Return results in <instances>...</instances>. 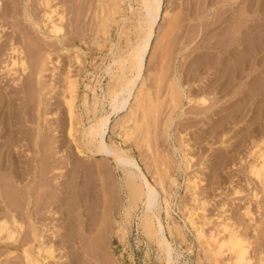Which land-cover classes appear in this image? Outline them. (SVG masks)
Masks as SVG:
<instances>
[{
	"label": "rangeland",
	"instance_id": "1",
	"mask_svg": "<svg viewBox=\"0 0 264 264\" xmlns=\"http://www.w3.org/2000/svg\"><path fill=\"white\" fill-rule=\"evenodd\" d=\"M8 1L9 0H5V2H7L9 6V9L14 8L11 7L10 3L12 2V6H14L15 1ZM32 1L33 3L31 4L33 5L31 6V8L33 9V13L35 12L34 14H37L36 16H38L39 14H41L39 11L40 7L38 6L37 0ZM62 1L63 0H54V4H56L57 2V5H62L60 3H64L66 5L65 7V5L63 4L66 10L65 12L68 13H66L68 20L71 21L68 23H71V25L74 26H67V23H63L65 29H63L61 34L65 32V36L62 40V43H59L57 40L51 37H47L48 39H44L43 36L45 37L46 35L42 34V36L40 33H38L37 30L34 29L33 26L30 25V23L26 22L23 19L24 17H21V14L19 13L16 16V13H13L14 16L12 17L9 16L10 20L6 18V21H0V26L2 25V29L0 28V34L3 37L1 41H7L8 37L11 36V34H13L14 36H20L19 33H21V37L24 40H22V46L24 45L25 52L26 49L29 48L28 52H26L27 55L29 53L33 55L31 56L29 54L28 57L31 60H27L28 63L32 65L30 66L27 63L29 71L31 70L30 74H26L28 77H26V75L20 76V80L23 79L20 81V84L25 83L23 90H26L28 88L27 91H29H26V93L24 94V96L28 100L27 102H29L26 105L27 109H25L28 111V113L30 112L28 117H30L31 119V121L27 123V127L28 129H30V131H33L30 135L31 138L29 137L30 144L25 142L26 145L24 146L26 147L23 146V149L18 147L15 148L17 149L15 150V154L19 153L23 160L25 159L24 156L26 155L25 160L30 161L34 156L32 155L35 153L34 150H39V155L41 158H43L41 159L43 161V170H47V173H44L46 175L45 182L47 180V184H50V188L52 186H55L62 191L63 189H66L65 191L67 192H71L74 189L77 190L78 187L80 191L84 188H86V190L84 189L85 191L89 190L90 188L94 189L93 191L95 193L93 192V194L95 195V197H98L96 200H98V202L101 204H99L101 207L99 206L98 209L99 215L95 220L96 225L94 229L96 230L93 233L95 235L92 236V239L93 237H95V240H93V242L95 243V245H98L101 242L100 239L104 235L103 238H105L106 240V252L108 258L110 257V264H165V262L166 264H168L167 256L164 253L162 246H160L159 243L157 244V242H159V239L156 233L155 237L154 235L149 236V234H147L146 237L144 233L145 230L142 229V225L144 224V217H142V214L144 215L145 213L142 198L136 199V201H134L133 203L129 201V191L125 187L123 182V172L116 169L111 160L103 159L102 157L90 156L88 150L93 151L94 147H92L91 139L85 136L86 129L90 125L89 123H93V121L95 122L96 119L110 111L109 101L111 100V95L118 89L119 86L116 82L120 84V82L122 83V81L127 80L131 76L130 72L126 70L123 77L124 79L122 78L123 80L121 81L118 80L117 78L122 74V72L118 71L120 69V65L117 64L118 62L114 63V60L119 61L120 57H123V55H125L124 53H126L131 48V45H133L138 40V36L141 34L138 27V20L140 19V14L142 11L141 1L116 0V2L115 0H68V2L66 1V3ZM249 1H251L250 5L248 0H163V11L158 26L155 29V35L152 42L153 48L151 49L150 54L148 55V58L146 60L142 79L140 78L137 82L132 99L130 101V105H132L135 109V112H137V118L134 120L136 122L127 119L128 117L125 116L127 112H122L118 116H113L111 118L110 126L113 127L114 125H116L114 126L116 129H113L114 127L111 129L110 127V131L107 135L108 138L106 137V142L108 145H112L116 148L118 147V149L121 148V150H125L128 155L132 157L134 156V158L137 159L143 171L145 172L148 181L153 186H157V182H155L154 178L157 176L160 170L161 172L163 171L164 173H167L165 179L166 181L164 182V190L166 192L163 190L160 191V189H162L160 186V188L158 186L156 187L159 193V201L157 206L158 211L155 210V213L157 212L156 214H158L163 227H165V237L167 238L170 246H173L171 247L173 255H171L172 259L169 264H213V262L216 263L218 260L220 261V263L216 264H224V262L226 264V262L230 260V255L226 254V256H222L223 258L220 257L221 259L218 258V260H216L213 257V245L209 244V246L211 247L210 249V247H206L208 246V244L206 245L205 242L203 243L204 240L211 243V241L209 240L211 234L217 237L218 241H222V239H225L228 233L227 231H225L226 233L221 231L223 230V227L221 226L223 225V222L231 224L232 227L236 229L243 238H246L250 242L249 257L252 259L251 264H258L259 259L261 257H264V187L260 185V183L248 173V168L255 159L258 161V163L261 162V159H257L258 154L264 151V48L260 50L259 54L255 55L256 62L252 67V70L247 69L245 73H242V75L240 73L239 77L234 82V90L231 89V87L229 92L227 91V93L225 91L227 90L226 88L220 89L219 86V84L227 81V77L220 73L221 67H219L220 69L217 70L218 66H216V59L221 56L220 54L223 53L225 49V46H221V43L223 44V42H226L227 40L229 44L232 41L231 38H233L235 34L233 32H237V30H240L241 32L239 31L236 33H239L240 35V33L244 31V29L247 30L249 26L254 24L253 26L255 30L256 28H258L257 31H261L263 33L264 0ZM100 2H103L104 4L106 3L105 5L103 4L104 7L106 6L104 8V13H100L102 12V10L99 9ZM79 3L81 4L79 5ZM245 5L248 6V10H246L247 8H245ZM130 7L132 10L130 9ZM219 7L224 8L220 9ZM10 10L11 12L17 11L16 8V11L14 9ZM260 10H262V12ZM2 12H6V8H4ZM36 12H39V14ZM76 14H78V17L76 16ZM101 14H107V21H104L107 23L104 24L107 25L105 28L108 27V30L104 29L103 31L105 25L101 24L103 20ZM255 14H257L258 17ZM108 15H110L109 20ZM117 16L120 18H118ZM233 16L235 19H233ZM257 20L259 22H257ZM246 24H248V26ZM226 25L228 26V28ZM258 26L262 28L260 29V27ZM204 27L206 28L205 30ZM24 29L26 31H24ZM234 29L236 30L234 31ZM23 31L24 33H22ZM30 31L31 34L29 33ZM104 34L107 36H105ZM118 34L120 36H118ZM23 35H26V38H24ZM66 36L68 38H66ZM175 38H177V40ZM35 40L38 42L37 44ZM174 43L177 46L174 45ZM218 44L220 45L218 46ZM237 45L239 46L237 47ZM237 45H232L231 49L232 47H235L234 49L242 51L245 47V44H242V46L241 44ZM34 46L37 48V50ZM110 46L113 47L111 48ZM67 49L68 51L66 52ZM51 52V59L48 60L46 58L47 53ZM36 55L38 56L40 61L38 60ZM43 55H45V57ZM75 56H80V63L76 62V60L74 59ZM108 56L111 58H108ZM151 57L153 58L151 59ZM236 57H239V59H241L242 56L237 55ZM36 59L41 64L39 62L37 63ZM57 60L60 61L59 64H56ZM193 63L194 65H192ZM71 64L72 68H69V65ZM110 64L111 66L109 67ZM161 64L162 66H160ZM41 65L44 66L43 68L45 69V71H43L44 73H42L40 76L38 70L40 69ZM209 65L211 66L210 68H208ZM34 67L36 68V70H34ZM107 67H109L110 69H108ZM160 67L163 68L161 69ZM204 67L207 69H205ZM193 68L195 70H201L194 73L191 72V70H194ZM67 69L71 71L68 73ZM32 70L35 72H33ZM160 72H163V74H161ZM197 72L200 73L197 74ZM31 73L33 74L31 75ZM37 73L39 74V77L37 76ZM2 74L3 73L0 72V81L3 85L2 86L0 84V90H16L17 88H20V85H13V81H8L9 78H7L6 80L5 75ZM202 74L203 76H201ZM66 77L67 79H65ZM111 77L113 80H111ZM175 77L180 78V80L183 79L181 80V84L183 82L181 86L186 88L187 90L185 91L188 92L182 93V96L178 99L179 101L177 100L178 104L176 103V97L173 96L174 90H171V84L174 81ZM74 79L76 80V90L72 92L70 88H68V81H74ZM154 79H157L156 82L158 83L157 86L155 84V88H160L159 90H139L142 83L148 84L150 82L149 84H151V81ZM158 79L160 82H158ZM249 80H252L250 81L252 82V87L247 86ZM114 81H116L115 85ZM143 88L146 87L144 86ZM107 94L108 96H106ZM221 94L224 96H222ZM154 95L156 98L154 97ZM200 95L209 98H206V106H201L197 102H195L198 97H201ZM71 96L73 98L75 123L73 137H68V107L66 103L71 98ZM104 96L106 97L103 98ZM93 97L94 99L97 97L95 99V102ZM101 98H103V100ZM189 98H193L194 101L189 102ZM135 101H139L140 104L142 103V107H144H141L139 110V108L136 106ZM214 101L217 104H215ZM234 101H238L237 111L239 113L236 112V117L231 118L233 116V113L228 109L223 110L222 108H226ZM144 102L146 105L144 104ZM212 102L213 104H211ZM240 103L243 105H241ZM86 104H88V106ZM92 104L94 106H92ZM133 104L135 105V107ZM154 104H157V111L154 108ZM198 105L201 108H199ZM209 106H212V108L207 112V114H203V112H200V109L201 111H205V108H210ZM174 107H176V109H174ZM42 109L44 113L42 112ZM39 110L41 111V113ZM246 110H248L249 112ZM142 111L144 113H142ZM141 115H144L143 120L141 119ZM146 116L148 117L146 118ZM168 117L172 118L171 123ZM34 118L35 120H33ZM124 118L126 120H121ZM234 118L236 121L233 120ZM117 120L119 124L117 123ZM124 121H127V123L125 124L126 127L123 130H120L118 125H122ZM134 123L138 124L135 126ZM169 123L170 127H168ZM132 128L133 134L131 135V140H128L126 142V140L123 139L125 137V133ZM111 130H113L114 132ZM205 132H207L208 134ZM39 133L41 136L39 135ZM150 136L153 139L152 141L154 143H152ZM182 138L186 144H189V148H183L181 144ZM36 143L39 144L36 145ZM146 145H150L149 148L151 149L152 147V149L149 151L146 148ZM39 146H41L43 149ZM77 146L82 149V151L85 153L84 155H80L77 152ZM25 148L28 149L26 150V152L23 151ZM29 148H31V150ZM41 149L44 151V153L41 152ZM27 151L30 153V155H32L31 157H29L30 155L27 153ZM153 154L154 156L151 157ZM160 155H162V157ZM185 155L191 157V163H189L190 166L186 164V160L184 159ZM151 160L155 161H152L153 164H156L152 165V162L150 163ZM163 162L164 164L162 165ZM157 163L159 164V166H161L160 168H157L159 167L157 166ZM44 164L46 165L44 166ZM154 168H157L158 172L154 171ZM166 169L167 171L165 172ZM104 171H107V173L105 174ZM154 173H156V175H154ZM27 177L28 179H30L29 175H27ZM167 177H170V179L173 178L174 182L171 183V181L168 180ZM186 178L190 181L196 180L198 184L196 190V198H198L196 199V201L198 202L196 203H193V199H191L194 197V195H192V193L190 194V191H188L187 189L188 180ZM155 179L157 180V177ZM27 182L29 181L27 180ZM51 182L54 183L52 184ZM30 184H32V182H30ZM74 186L76 187L74 188ZM101 189L103 190L102 193L100 192L102 191ZM255 193L258 194L257 198H255L253 195ZM99 195L102 197H100ZM164 199H167L170 203L169 216H166V214L164 213ZM201 201L205 204L204 212H201L197 208V206L199 207V204H202ZM178 207L179 209L180 207L183 208L182 212L186 215H184L180 211L181 209L178 210ZM247 207L250 210L253 221H250L248 216H246L245 214V210ZM193 210L197 211L198 213L201 212L199 214L200 219H198V222H203V241L202 239H195V230L192 231L193 228L185 219V217L190 216L191 211L193 213ZM59 222L61 226L64 225L63 220L60 219ZM213 228H215V230ZM154 229L157 230L156 221ZM219 230L221 231V233ZM178 231H180L182 234ZM96 237L100 241H98ZM155 242L157 246L156 244H154ZM202 246L205 247L203 248ZM205 248H207V252ZM1 249L2 248L0 247V260L3 261L5 259V257L3 256L5 250L3 249V251ZM159 249H162V253ZM108 252H110V254ZM211 255L214 260L212 258L206 260V257L209 258V256L211 257ZM96 256L97 255H95V259H98V257L96 258ZM85 259L88 260L90 258L86 257ZM93 259L88 260L89 262L86 261V263H94L95 261H92ZM211 259L213 260L212 262ZM13 260L19 263L20 258L18 256L13 258ZM66 261L64 259L62 264H69V261Z\"/></svg>",
	"mask_w": 264,
	"mask_h": 264
},
{
	"label": "bare ground",
	"instance_id": "2",
	"mask_svg": "<svg viewBox=\"0 0 264 264\" xmlns=\"http://www.w3.org/2000/svg\"><path fill=\"white\" fill-rule=\"evenodd\" d=\"M14 1H15L14 2V6H12L13 5L12 2L10 3L11 4V7H14V8H10V9H14L15 10V8H16L17 11L15 10L16 12H11V10L9 9V6H8L7 2H5V0H0V21L5 20L6 18H8V20H10L9 16L10 17L14 16L13 13H16L15 14V16H16L19 13V14H21V17L22 16L24 17L23 19L26 22L30 23V25H32L33 28L37 30L38 33H40L41 35L42 34L43 35H46L45 37L42 35L44 39L47 38V37L48 38L51 37V38L57 40L59 43H62V40L64 39V36H65V32L61 34V32L63 31V29H65L63 23H67L66 24L67 26L68 25L69 26H73V25H71V23H68V22H71V21L68 20V17H67V14L68 13L65 12L66 10L64 8V5H65L64 3H60L59 2L62 5H57V2H56V4H54L55 3L54 0H37L38 6L40 7L39 8V11H40L41 14H39V12H36V13L39 14L38 16H36L37 14L35 15L34 14L35 12L33 13V9L31 8V6L33 5V4H31V3H33L32 0H14ZM66 1L68 2V0H63L62 2H65L66 3ZM140 1H141V9H142V11H141V14H140V19L138 20V27L140 29V33L141 34L138 36V40L136 42L134 41L135 43L133 45H131V48L126 53H124L125 55H123V57H120V60L119 61L118 60L117 61L114 60V63L115 62L116 63L118 62L117 64L120 65V69L117 67L119 69L118 71H121L122 72V74L117 78L118 80L121 81V80L124 79L123 77H124V73H125L126 70H128L130 72L131 76H130V78L127 77L128 79L122 81V83L120 82V84L118 82L114 81V85H115V82H116L117 85H119V86H118V89L116 91H114L113 94L111 95V100L109 101L110 103L108 102L109 105H110V111H108L107 113L104 112L105 115H102L98 119L94 118V119H96V121L95 122L93 121V123H89L90 125L86 129L85 136H87L88 138L91 139L92 147H94V150L93 151L88 150L89 153H90V156H92V157H102L103 159L111 160L112 163L114 164L115 168L118 169V170H121V172H123L122 173L124 175L123 182H124L125 187L129 191V201L131 203H133L134 201H136V199L142 198V200H143V206L145 208V210H144L145 213H144V215L142 214V217H144V219H143L144 220V224H143L144 225V228H143V225H142V229L145 230L144 233H145V236L146 237H147V234H149V236L150 235H152V236L154 235V237H155V233H156V235H157V237L159 239V242H157V241L156 242H157V244L159 243L160 246H162L163 251H164V253L167 256V261H168V264H169L170 261H171V259H172L171 255H173L172 254V249H171V247H173V246H170L167 238L165 237V234H164V228L165 227H163V225L161 223V220H160V217L158 216V214H156L157 212L155 213V210L158 211L157 210V206H158V201H159V199H158L159 193H158L156 187L157 186L158 187L160 186L162 188V189H160V191H162V190L165 191L164 190V182L166 181L165 179H166V174L167 173H164L163 171H162L163 172L162 173L161 170L159 171L161 173H159L157 171V168H160L161 167V166H159L160 163L158 162L159 164L157 163L158 164L157 166H159V167L154 168L155 169L154 171H157L158 172V174L156 176L157 177V180L155 179L156 177L154 178L155 182H157V186H153L148 181L145 172L143 171V169H142L141 165L139 164V162L137 161V159L134 158V156L132 157V156L128 155L125 150H121V148L118 149V147L116 148V147H114L112 145H108L107 142H106V137H107V135H108V133L110 131V127H111L110 126L111 118L113 116H118L122 112H127L125 114V116L128 117L127 119L130 120V121L136 122L134 120L137 118V112H135V109L133 108V106L130 105V101L132 99L133 92H134V89L136 88L137 82L139 81L140 78L142 79V75H143V72H144V69H145L146 60L148 58V55L150 54L151 49L153 48L152 42H153L154 35H155V29L158 26V23H159V21L161 19V14H162V11H163V0H140ZM8 2H10V0ZM248 2H249V5H250L251 1L248 0ZM37 3H36V5H37ZM80 4L81 3H79V5ZM103 4H104L103 2H100L99 9L102 10V12H100V13H104L105 12L104 8L106 6L104 7V5L106 3L104 5ZM261 5H263V4H261ZM248 6L245 5V8H247L246 10H248ZM65 7H66V5H65ZM112 7H114V6H112ZM4 8H6V12H2V10H4ZM222 8H224V7H222ZM222 8H220V9H222ZM130 9H131V7H130ZM195 10H196V8H195ZM224 10H226V9H224ZM19 11H21V12H19ZM255 11H258V10H255ZM260 11L262 12V10H260ZM113 12H114V10H113ZM115 12H116V10H115ZM197 12H198V8H197ZM165 14H167V13H165ZM242 14H243V12H242ZM257 14H255V15H257ZM77 15L78 14H76V16ZM101 15L103 17L102 22L100 21L101 24L107 23V22H104V21H107V14L106 15L101 14ZM215 16H216V14H215ZM108 17H109L108 18V20H109L110 19V15H108ZM257 17H258V15H257ZM118 18H120V17H118ZM213 18H215V17H213ZM222 18H223V16H222ZM219 19H221V18H219ZM233 19H235L234 16H233ZM245 19H246V17H245ZM129 20H130V18H129ZM257 22H259V21L257 20ZM244 23H245V21H244ZM244 23H243V25H244ZM240 24H239V26H240ZM104 25H105L104 28L102 27L103 28V31H104V29L108 30V27L105 28L107 25L106 24H104ZM246 25L248 26V24H246ZM253 25L249 26L248 29L246 27L247 30L244 29V31L242 33H240V35H239V33L236 34L240 30H237V32H233L235 34H234L233 38H231L232 41L229 40V41H231L229 44H228L227 40H226V42L223 40L224 41V42L222 41L223 44L221 43V46L222 45L225 46V49H224V52L220 54L221 56L218 57L219 59L218 58L216 59L217 60V65L216 66H218L217 67V70L220 69L219 67H221L220 73H222L224 76L227 77V81H225L222 84H219L220 89H224V88L227 89V90H225L226 93H227V91L229 92V90H230L231 87H232L231 89H233L234 82L239 77V74L240 73L242 75V73H245V71L247 69L248 70H252V67L254 66V64L256 62L255 61V59H256L255 58V55L259 54L260 53V50L264 48V31H263V33L261 31H257L258 28H256V30H255V28H254ZM1 26H0V28L2 29ZM207 26H209V25H207ZM98 27H99V24H98ZM122 27H123V25H122ZM244 27H245V25H244ZM258 27H260V26H258ZM227 28H228V26H227ZM261 28L262 27H260V29ZM25 29H27V28H25ZM25 29H24V31H26ZM205 29L206 28L204 27V30ZM97 30H98V28H97ZM235 30L236 29H234V31ZM24 31L22 33H24ZM225 31H227V30H225ZM29 33L31 34V31ZM19 34H20V36L19 35L14 36L13 34H11V36H9L8 39L5 38V39H7V41H1L3 37L0 34V72L5 75L6 80H7V78H9L8 81L9 80L10 81L12 80L13 81L12 82L13 85H15V86L20 85L19 86L20 88H17L16 90H6V89L0 90V247L2 248L1 250H3V249L5 250V251L3 250L4 253L2 251L3 256L5 257V259L3 261L0 260V264H62V262L64 261V259H65V261L66 260L69 261V264H85L86 261L89 262L88 260L93 259V257H94V259L92 261H95L94 263H96V264H99V262H100V264H110V259H109L110 257L108 258V255H107V252H106V250H107L106 249V240H105V238H103L104 235L102 236L103 239L102 238L100 239L101 242L98 245H95V243L93 242V240H95L94 239L95 237H93V239H92V236L95 235L93 233L96 230V229H94L95 228V225H96L95 224V220L97 219V217L99 215L98 209H99V206L101 205L98 202V200H96L98 197H95V195L93 194V192H94L93 190L94 189L93 188L92 189L90 188L92 185L89 187L90 189L87 190V191H85L86 188H84L85 189V190L83 189L84 192H83V190H81L82 191L81 192L78 189L79 187L77 188V190L74 189L76 186H74V188H73L74 190L71 191V192L65 191L66 189L65 190L63 189V191L62 190H59V188L58 187H55V186H52L50 188V184L49 185L47 184V180L45 182V176L46 175L44 173H47L46 172L47 170L46 169H45V171L43 170V167H42L43 166V164H42L43 161L41 160L43 158L40 157V155H39L40 154V151L39 150H34V152H35V153L33 152L34 154L31 153L34 156L32 157V159L30 161H28V160L26 161L25 160L26 159V155L24 156L25 159L23 160L21 158V155H19V153H16L15 154V150H17L15 148H17V147L18 148H22L24 145H26L25 142L28 143V144H30L29 143V139L31 138L30 137L31 132L33 131V130L30 131V129H28V127H27V123L31 121L30 117H28L30 112L28 113V111L26 110L27 109L26 108V105L29 102H27L28 100L24 96V94L26 93V91H27L28 88L26 90H23V87H24V84L25 83L24 84L23 83L20 84V81L23 80V79L20 80V78H21L20 76L21 75H26L27 73L30 74V71H31V70L29 71V69H28V64L29 63L27 61L29 59L28 56H29L30 53L28 55L26 53V52H28L29 48L26 49V52H25V49H24L25 47H24V45L22 46V43H23L22 40H23V38L21 37L22 36L21 33H19ZM26 35H23L24 38H26L25 37ZM109 35H108V37H109ZM4 36H5V34H4ZM91 36H93V35H91ZM105 36H107V35H105ZM118 36H120V35L118 34ZM66 38H68V37L66 36ZM177 38H175V39L177 40ZM225 38H226V36H225ZM77 39H78V37H77ZM29 40H31V39H29ZM30 43H32V42H30ZM37 43L38 42L36 41V44ZM219 43H220V41H219ZM33 44H34V42H33ZM39 44H40V42H39ZM237 44H241V46H242V44L243 45L245 44L244 45L245 47L243 46L244 47L243 50L241 48L242 51H238V50L234 49L235 47H232V49H231V46L232 45L233 46H236ZM27 45H25V46H27ZM100 45H102V44H100ZM174 45H176V44L174 43ZM219 45L220 44H218V46ZM238 46L239 45H237V47ZM30 48H31V46H30ZM98 48H100V47H98ZM216 49H218V48H216ZM36 50H37V48H36ZM36 50H35V52H36ZM221 50H223V49H221ZM67 51H68V49L66 50V52ZM29 52H31V51H29ZM112 54H113V52H112ZM30 55L33 56L32 54H30ZM51 55H52V52L51 53H47V57L46 58L48 60H50L51 59ZM235 55L236 56L237 55H240L242 57H241V59H239V57L237 58ZM43 56L45 57V55H43ZM79 57L80 56H75V58H74L77 63H80ZM37 58H38V56H37ZM108 58H111V57L108 56ZM152 58L153 57H151V59ZM30 60L31 59H29V61ZM38 60H39V58H38ZM38 60H37V63L40 61V60L39 61ZM151 62H152V60H151ZM59 63H60V61L57 60L56 61V64H59ZM111 63H113V62H111ZM197 64H198V62H197ZM35 65H38V64H35ZM44 65H45V63H44ZM192 65H194V63ZM30 66H32V65H30ZM41 66H40V69L38 70V72L40 73V76H41L42 73H44L43 71H45V69L43 68L44 66L43 65H41ZM110 66H111V64L109 65V67ZM153 66H155V65H153ZM160 66H162V64ZM165 66H166V64H165ZM70 67L72 68V64L69 65V68ZM109 67H107V68L110 69ZM167 67H169V66H167ZM210 67L211 66L209 65L208 68H210ZM213 67H215V66H213ZM160 68L162 69L163 67H160ZM196 68H198V67H196ZM30 69H31V67H30ZM205 69H207V68H205ZM34 70H36V68ZM67 70H68L67 71L68 73L71 71L69 69H67ZM199 70H201V69H196V70L194 69V70H191V72L196 73V71H199ZM115 71H117V70H115ZM33 72H35V71H33ZM163 72L162 73L160 72V73L163 74ZM198 73H200V72H197V74ZM255 73H253V74H255ZM32 74L33 73H31V75ZM37 76L39 77V74ZM125 76H126V74H125ZM201 76H203V74ZM26 77H28V76L26 75ZM65 79H67V77ZM147 79H148V77H147ZM111 80H113L112 77H111ZM156 80L155 79L152 80L153 82L151 81V84H149L150 82L148 84L147 83H142L141 88L139 90H142V91L143 90H150V89L155 90L156 89L155 88V84H156V86L158 84L156 82ZM181 80H183V79H181ZM181 80H180V78H176L175 77L174 81L173 80H172L173 82L171 81L172 82V84H171L172 89L171 90H174V95L173 96L176 97V103H177V100L182 96V93L186 92L185 90H187L186 88H184L183 86H181L183 84V82L181 84ZM75 81H76L75 79H74V81H68L69 82L68 88H70V90L72 92H74L76 90V84H75L76 82ZM163 81H164V79H163ZM214 81H211V82H214ZM250 81H252V80H249L248 81L247 86H251L252 85L251 84L252 82H250ZM263 81H264V77H263ZM158 82H160L159 79H158ZM161 82H162V80H161ZM211 82H210V84H211ZM243 83H245V82H243ZM0 84H1V81H0ZM159 85H160V83H159ZM144 86L146 88H143ZM107 87H108V85H107ZM216 87H218V86H216ZM213 88H215V87H213ZM163 89H164V87H163ZM233 90H232V92H233ZM210 91H211V89H210ZM27 92H29V91H27ZM186 93H188V92H186ZM143 95H146V94H143ZM93 96H94V94H93ZM106 96H108V94ZM106 96H104L103 98H105ZM222 96H224V95H222ZM154 97H155V95H154ZM103 98H101V99L103 100ZM206 98L207 97H205V96L198 97V99H196L195 102H197L201 106H206L207 99H209V98H207V99ZM30 99H31V97H30ZM30 99H29V101H30ZM93 99H94V97H93ZM95 99H94V102H95ZM155 100H157V99H155ZM169 100H170V97H169ZM192 101H194L193 98H189V102H192ZM167 102H168V100H167ZM151 103H152V101H151ZM66 104H67V107H68V122H67V124H68L67 128L68 129H67V136L68 137H73L74 123H75V113H74V110H73V98H72V96L67 101ZM141 104H140L139 101L136 102V106L139 108V110L142 107ZM144 104H145V102H144ZM211 104H213V102ZM215 104H217V103L215 102ZM86 105L88 106V104H86ZM103 105H105V104H103ZM237 105H238V101H234L230 105H228L226 108H222V109L223 110H227V109L230 110L233 113V116L232 117L229 116V117L233 118V117H236V114H237L236 112H238L237 111V109H238L237 108ZM241 105H243V104H241ZM92 106H94V105L92 104ZM154 106H155L154 108L156 110L157 104L156 105L154 104ZM212 106L211 107L209 106L210 108L203 107V108H205V111H201V109H200V112L201 113L203 112V114L204 113L207 114V112L211 110ZM134 107H135V105H134ZM176 107H177V105H176ZM176 107H174V109H176ZM158 108H159V106H158ZM168 108H169V106H168ZM199 108H201V107L199 106ZM214 108H215V106H214ZM246 111H248V110H246ZM42 112H43V109H42ZM145 112H147V111H145ZM212 112H213V109H212ZM40 113H41V111H40ZM142 113H144V112L142 111ZM198 114H199V112H198ZM144 115H141V117H142L141 119L142 120L144 118ZM147 117L148 116H146V118ZM171 117H173V116H171ZM209 117H211V116H209ZM169 119H170V123H171L172 118H169ZM33 120H35V118ZM121 120H126V119L124 118V119H121ZM233 120H235V118ZM251 121H252V119H251ZM232 122H234V121H232ZM117 123H118V120H117ZM126 123H127V121L126 122L124 121L122 125L121 124L118 125L119 128H120V130H123L126 127L125 126ZM170 123H169V126L168 127H170ZM137 124L138 123H136V124L134 123L135 126ZM114 126H116V125H114ZM31 127H32V125H31ZM39 127H40V125H39ZM113 127H111V129ZM113 129H116V128L114 127ZM132 130H133V128L131 130L126 131L125 137L123 136L124 137L123 139L126 140V142L128 140H131L130 138H131V135L133 134L132 133ZM38 131H39V129H38ZM111 131H113V130H111ZM40 133H43V132H40ZM40 133H39V135H40ZM205 133H207V132H205ZM146 135H147V133H146ZM38 136H36V137H38ZM150 138H151V136H150ZM32 139H33V137H32ZM152 140L153 139L151 138V141ZM151 141H150V143H151ZM146 143H147V141H146ZM152 143H154V142L152 141ZM38 144L39 143H36V145H38ZM181 144H182L183 148H187L189 146V144H186L185 143V141L183 140V138H182ZM151 146H152V144H151ZM24 147H26V146H24ZM27 147H28V145H27ZM39 147L42 148L41 146H39ZM149 147H150V145L149 146L146 145V148L150 151L152 149V147H151V149ZM29 149L31 150V148H29ZM76 149H77V152L80 155H84L85 154L82 151V149H80L78 146H77ZM26 150H28V149L25 148L23 151L26 152ZM41 152L44 153L43 150ZM27 153L30 155V153L28 151H27ZM32 155H30L29 157H31ZM153 156H154V154L151 157H153ZM160 156L162 157V155H160ZM29 157H27V158H29ZM45 157H44V159H45ZM184 159L186 160V164L187 165H189V163H191V157H188V155H185V158ZM257 159H261V162L258 163V161L255 159L252 162V164L249 166L248 173L253 178H255L260 183V185H262L264 187V151L263 152H260L258 154V158ZM152 161L153 160H151L150 163ZM158 161H159V159H158ZM153 162H155V161H153ZM153 162H152V165H155L156 163L153 164ZM49 164H50V162H49ZM163 164H164V162L162 163V165ZM45 165L46 164H44V166ZM165 168H166V166H165ZM166 171H167V169L165 170V172ZM104 172H105V174L107 173V171H104ZM156 173H154V175H156ZM27 175L30 176V179H28ZM167 178H168V180L171 181V183L174 182V180H173L172 177H171L172 179H170V177H167ZM27 180L29 182H27ZM30 182H32V184H30ZM60 183H58V184H60ZM105 184H107V183H105ZM53 187H55L57 189H55ZM197 187H198V184H197L196 180H194V181L188 180V187H187V189H188V191H190L189 192L190 194L192 193V195H194V197L191 198V199H193V203L194 202L195 203L198 202V201H196V199H198V198H196L197 197L196 196ZM109 188H110V186H109ZM87 189H88V187H87ZM100 192L102 193L103 190L100 191ZM166 195H167V193H166ZM253 195H254L255 198H257V196H258V194H256V193L253 194ZM168 196H170V195H168ZM100 197H102V196H100ZM167 199H168V197H167ZM167 199H164V203H163V204H165L164 213L166 214V216H169V204L170 203L168 202ZM178 203H179V201H178ZM178 203H176V204H178ZM204 205L205 204L202 202V204H199V207L197 205L196 206H197V208L201 212H204V209H205L204 208L205 207ZM103 206H105V205H103ZM102 209H103V207H102ZM180 209L178 207V210H180L182 212L183 211L182 210L183 208L180 207ZM195 210H196V207H195ZM197 213H198L197 211H194L193 210V213L191 211L190 212V216L189 217H185V219L189 222V225L193 228V229L191 228L192 231L195 230V232H194V233H196L195 239H198V240H201L202 239V241H203V237H204V234H203L204 229H203V225H202L203 222H200V221H199L200 223L198 222V219H200L199 218V214L200 213H198V214ZM245 214H246V216H248V218H249L250 221H253L252 215H251L250 210H249L248 207L245 210ZM184 215H186V214H184ZM184 215H181V216H184ZM60 219L63 220V222H64V225H62V226L60 225V222H59ZM155 221L157 223V230L154 229V227H155ZM139 222H140V220H139ZM221 226L223 227V230H221V231H223V232L227 231V233H228L226 235V237H225L224 240L222 239V241H218V238L211 234L210 235V239H209L211 241V243L210 242H206L205 240L203 241V243L205 242L206 245L208 244V246H206L208 248L210 247L209 244L213 245V247H214L213 250H212L213 251V257L216 260H218V258H220L222 256H226V254H228V255H230V260L228 262H226V264H251L252 263V259L249 257L250 242L246 238H243L238 233V231L232 227L231 224H229V223L227 224L226 222H223V225H221ZM185 228H187V227H185ZM213 229L215 230V228H213ZM173 231H174V229H173ZM221 231H220V233H221ZM178 232H180V231H178ZM207 236H208V234H207ZM96 239H97V237H96ZM149 239H150V237H149ZM100 240H98V241H100ZM198 240H197V243H198ZM156 242L154 244H156ZM157 244H156V246H157ZM202 247L204 248L205 246H202ZM197 248H199V247H197ZM210 249H211V247H210ZM210 249H209V251H210ZM161 250H160V252H161ZM205 250L207 252V248H205ZM108 253L110 254V252H108ZM95 255H97L96 258L98 257V259H95ZM18 256L20 258L19 263L13 260V258L18 257ZM86 257L87 258H90V259L86 260L85 259ZM173 257H175V256H173ZM210 258H212V255H211V257L209 256V258L206 257V260L207 259H210ZM212 259H211V262L214 260V259L213 260ZM196 261H197V259H196ZM198 261H199V259H198ZM94 263H91V264H94ZM216 263H220V261L218 260ZM216 263L213 262V264H216ZM86 264H88V263H86ZM165 264H166V262H165ZM224 264H225V262H224ZM258 264H264V257H261L259 259Z\"/></svg>",
	"mask_w": 264,
	"mask_h": 264
}]
</instances>
